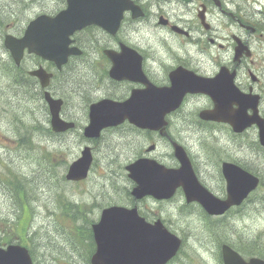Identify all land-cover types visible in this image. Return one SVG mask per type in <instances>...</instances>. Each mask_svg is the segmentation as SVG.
I'll return each instance as SVG.
<instances>
[{
  "label": "rangeland",
  "instance_id": "374dc122",
  "mask_svg": "<svg viewBox=\"0 0 264 264\" xmlns=\"http://www.w3.org/2000/svg\"><path fill=\"white\" fill-rule=\"evenodd\" d=\"M15 1L16 4H13V0H7L0 11V36L3 32L20 31L29 18L42 9L47 10L38 0H28L27 4L21 0ZM242 1L250 2L251 6L264 5V0ZM139 33L135 37L147 47L145 51L151 63L164 53L165 44L173 53L195 58V45L188 43L178 46L168 37L164 41L146 27H142ZM149 33L152 35L149 36ZM4 59L0 57V62L3 63ZM25 60L26 63L31 61L28 57ZM153 66L156 67L154 63ZM83 71L76 69L72 74ZM74 82L81 84L78 91L74 88ZM61 85L66 88L61 114L66 119H73L77 128L56 134L44 129L49 128V123L43 109L35 110L34 116H31L34 108L31 98L34 96L24 94L20 98V90L12 87L0 69V219L12 217L19 210V202L9 193L7 186L11 191L15 184L27 187L24 196L30 205V227L23 236L26 244H23L22 238L13 237L12 240L26 245L31 250L33 260L39 264H88L86 228L98 220L104 206H131L126 195L131 183L123 169L135 156L127 147L131 137L144 148L155 143L150 156L166 165L172 164L171 150L158 136L135 132L127 126L107 129L95 142L83 138L81 129L87 122L88 103L107 94L119 95V85L106 83L102 78L91 87H87L84 80L70 79ZM193 105L182 108L181 112V116L187 117L191 124L195 117L188 110ZM171 118L178 126L181 125L180 118ZM188 136L187 144L203 176L202 181L214 192L223 189V180H210L214 174L212 151L215 136L207 138L206 145L197 142V132L193 131ZM85 144L93 148V163L87 177L79 182L66 181L64 175L67 166ZM261 177L260 187L237 206L238 209L234 208L213 219L204 218L194 203L186 204L181 193L168 201L146 198L138 202L142 214L161 219L169 230L182 239L178 254L167 264H222L219 246L229 242L240 249L244 248L245 252L250 250L251 245L264 252V171ZM67 202L88 206L87 224L80 217L73 222L62 212L60 205L69 208ZM80 225L85 230L81 228L82 233L75 236L70 228ZM5 228L0 224V237L5 235Z\"/></svg>",
  "mask_w": 264,
  "mask_h": 264
},
{
  "label": "flooded vegetation",
  "instance_id": "af4514ba",
  "mask_svg": "<svg viewBox=\"0 0 264 264\" xmlns=\"http://www.w3.org/2000/svg\"><path fill=\"white\" fill-rule=\"evenodd\" d=\"M6 1L2 0L0 10L4 9ZM38 2L47 10L42 9L36 15L53 16L67 6L66 0ZM127 2L132 9L123 12L117 33L109 34L105 28L95 24L73 33L72 45L79 47L81 53L70 57L69 68L73 73L76 69L84 71L76 75L71 73V78L74 81L84 80L87 87L95 85L100 78L106 83L117 84L120 92L115 98L118 100L127 98L133 88H144L145 83L135 77L133 80L115 81L108 75L110 61L104 50L112 48L122 54L124 46L139 53L141 71L155 86H168L171 83L170 75L174 74L175 79L181 80L184 78V70L191 71L211 84L214 99L206 93H187L182 100L183 107L180 106L166 116L167 134L161 135L159 131L142 132L158 136L170 150L172 142L179 143L203 184V176L200 172L197 173L196 161L187 144L188 135L193 131L199 134L197 142L201 144L206 145L207 138H216L212 151L214 174L210 180H225L222 172L224 162L237 165L260 177L264 171V136L263 139L260 138V131H264V5L260 3L258 6H251L250 2L242 0ZM142 27L150 29L164 41L168 37L178 46L188 43L195 45V58L173 53L165 44L164 53L154 59L156 67L153 66L145 51L147 47L140 43L141 39L135 37L140 34ZM21 31L22 29L9 33L19 35ZM4 34L0 36V57L5 59L3 63L0 62V69L9 70L13 65L9 52L3 47ZM27 57L31 59L29 63L24 60ZM23 60L20 65L25 74L39 65H43L48 71L54 66L29 54H25ZM99 72L102 74L99 75ZM58 88V81H52L50 92L56 93ZM189 104H194L191 106L192 110L191 107L188 110L195 117L192 124L188 123L187 117L181 116L182 108ZM201 111H213L216 119H205ZM172 116L180 118V126ZM129 129L139 131L130 125ZM127 147L133 151L135 158L149 156L147 149L132 137ZM170 155L173 156V153ZM172 165L177 166L176 161ZM213 193L218 197L225 195L224 188Z\"/></svg>",
  "mask_w": 264,
  "mask_h": 264
},
{
  "label": "water",
  "instance_id": "95a60500",
  "mask_svg": "<svg viewBox=\"0 0 264 264\" xmlns=\"http://www.w3.org/2000/svg\"><path fill=\"white\" fill-rule=\"evenodd\" d=\"M122 0H69V7L55 18L37 17L30 21L20 38L6 35L4 45L16 64L19 63L23 50L34 52L42 58L53 61L58 67L66 62L67 56L74 53L68 45L69 35L85 23L97 17L96 23L112 27L114 31L121 18L122 10L127 7ZM107 2V3H106ZM100 10L102 11L100 13ZM100 18L102 19L101 23ZM112 62L109 75L122 79L131 71V49L125 47L122 55L107 51ZM187 73V72H186ZM41 85L45 86L51 74L41 67L32 71ZM171 86L156 88L147 85L145 89L132 91L123 102L103 99L89 107V121L83 128L86 138H96L101 129L115 126L125 119L140 128L158 129L164 125L165 113L176 107L185 91L197 90L198 80L184 75V82L171 77ZM44 98L50 112V125L53 131L62 132L74 126L59 116L62 101L53 99L48 92ZM175 156L180 161L177 169L166 168L152 159L139 158L125 167L128 177L135 186L131 195L135 199L151 195L156 199L170 197L175 188L182 186L186 201L196 200L209 214H221L231 205H238L255 188L258 180L250 175H239L232 171L226 180L227 197L224 200L213 197L203 191L195 180L189 161L184 151L175 146ZM92 160L89 146H84L80 157L73 161L65 178L77 181L86 177ZM232 170H234L232 168ZM96 249L91 257V264H164L177 251L180 240L169 233L160 220L147 223L137 214V208L127 209L113 205L101 211L100 219L92 225ZM223 264H264V260L251 257L243 259L226 244L221 246ZM0 264H31L26 248L18 244L0 247Z\"/></svg>",
  "mask_w": 264,
  "mask_h": 264
},
{
  "label": "trees",
  "instance_id": "16d2710c",
  "mask_svg": "<svg viewBox=\"0 0 264 264\" xmlns=\"http://www.w3.org/2000/svg\"><path fill=\"white\" fill-rule=\"evenodd\" d=\"M61 78H63L61 76ZM63 80V79H61ZM30 83V81H28ZM29 87V86H28ZM66 91V90H65ZM64 92L61 93V96L64 97ZM18 122V120H17ZM36 126V125H35ZM44 129L46 131H49L48 128L44 127ZM9 183L11 184V182L9 181ZM7 186V185H6ZM7 188L9 189V193H11V195H13L14 199L17 200V202H19V210L15 213L14 216L12 217H5L0 219V224H3L4 227H6L5 230V235L3 237H0V245L2 244H7L10 242H13V237H16L18 239L23 240V236L26 235V232H28L29 229V202L27 200V198L24 196V193L26 192L27 187L25 188L23 185H14L13 190L11 191L10 188L7 186ZM69 208L67 207H63L60 205L62 212L73 222L77 221V219L80 217V220H82V222L84 224L88 223L87 220V216L86 213L88 212V206L86 205H81V204H76V203H71V202H67ZM72 208H74V210H72ZM69 220V221H70ZM81 227L76 226L74 228V226H72L70 228L71 232L77 236L79 233L81 232V228L83 225H80ZM89 231V228H86ZM82 230H85L82 228ZM88 232H87V238H88ZM23 244H26V241L23 240ZM229 244L231 246H233V248L235 250H237L238 252H240L242 255L244 256H250V255H257L261 258L264 259V252L262 250H260L259 248L254 247L253 245H251L250 250L248 251H244V248L240 249L237 245H234L232 242H229Z\"/></svg>",
  "mask_w": 264,
  "mask_h": 264
}]
</instances>
